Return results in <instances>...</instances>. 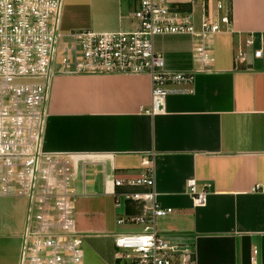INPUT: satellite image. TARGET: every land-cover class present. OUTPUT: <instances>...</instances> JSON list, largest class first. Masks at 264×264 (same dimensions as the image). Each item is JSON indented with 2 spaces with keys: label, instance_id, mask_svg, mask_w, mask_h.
Masks as SVG:
<instances>
[{
  "label": "crops",
  "instance_id": "obj_1",
  "mask_svg": "<svg viewBox=\"0 0 264 264\" xmlns=\"http://www.w3.org/2000/svg\"><path fill=\"white\" fill-rule=\"evenodd\" d=\"M168 1L193 11L198 25L203 13L227 14L230 23L209 41L205 62L190 35L155 37L166 67L194 76L184 91L167 95L165 111L145 110L152 105L148 74L61 73L53 80L44 147L70 155L79 191L85 167L87 194L73 212L86 234L84 264L116 262L115 241L107 252L98 239L108 234L106 197L114 199L104 190L115 188V178L141 176L148 160L158 200L173 209L158 227L192 247L196 264H264V0ZM139 3L63 0L62 42L75 31L137 28ZM191 179L208 189L206 204H195ZM0 198V264H18L28 200ZM127 206L123 214L139 212L138 205Z\"/></svg>",
  "mask_w": 264,
  "mask_h": 264
},
{
  "label": "built area",
  "instance_id": "obj_2",
  "mask_svg": "<svg viewBox=\"0 0 264 264\" xmlns=\"http://www.w3.org/2000/svg\"><path fill=\"white\" fill-rule=\"evenodd\" d=\"M62 7L63 0H0V194L28 200L18 264H84L86 234L73 212L78 197L87 194L85 167L79 191L73 181L77 166L70 155L44 147L55 76L148 74L152 105L145 110L163 112L167 95L184 91L182 86L194 76L168 69L155 37L188 34L205 62L209 41L230 23L227 14L214 18L203 13L198 25L193 11H180L168 0H140L134 12L137 28L75 31L71 40L62 42ZM261 54L262 49L255 50L256 56ZM173 84L179 87L171 88ZM145 165L141 176L115 178V188L104 190L118 208L138 205V213L122 214L118 223L143 224L141 232L115 235L114 264H196L192 247L159 229L158 218L173 209L158 200L153 163L148 160ZM188 187L195 204L207 203V188L199 189L194 179Z\"/></svg>",
  "mask_w": 264,
  "mask_h": 264
},
{
  "label": "rangeland",
  "instance_id": "obj_3",
  "mask_svg": "<svg viewBox=\"0 0 264 264\" xmlns=\"http://www.w3.org/2000/svg\"><path fill=\"white\" fill-rule=\"evenodd\" d=\"M0 199L3 200V198H0ZM13 199L16 201L20 200L18 198H13ZM8 200L14 201V200H12V198L8 199ZM104 208H105V217H106V221H107V225H108V228H107L108 234L104 235V236H100V238H98V239L100 242V246L104 250H106L107 252L112 251L114 249V247H115L114 241H115V235L116 234L143 231V224H141V223H136V222H131V221H127L124 223H118L117 219L123 214L124 207L121 209L117 208L115 206V201L112 197H110V196L106 197ZM2 209H3V207H2Z\"/></svg>",
  "mask_w": 264,
  "mask_h": 264
}]
</instances>
